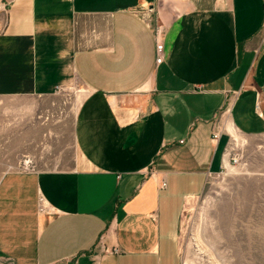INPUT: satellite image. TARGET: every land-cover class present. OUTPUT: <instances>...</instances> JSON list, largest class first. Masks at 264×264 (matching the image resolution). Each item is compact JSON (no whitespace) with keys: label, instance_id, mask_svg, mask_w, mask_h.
<instances>
[{"label":"crops","instance_id":"crops-1","mask_svg":"<svg viewBox=\"0 0 264 264\" xmlns=\"http://www.w3.org/2000/svg\"><path fill=\"white\" fill-rule=\"evenodd\" d=\"M0 3V101H16L0 126L74 76L87 93L67 168L0 169V264H182V215L224 169L229 132L264 135V0Z\"/></svg>","mask_w":264,"mask_h":264},{"label":"rangeland","instance_id":"rangeland-1","mask_svg":"<svg viewBox=\"0 0 264 264\" xmlns=\"http://www.w3.org/2000/svg\"><path fill=\"white\" fill-rule=\"evenodd\" d=\"M84 94L86 89L74 76L43 100L33 120L6 117L9 110L2 109L0 169L67 168L75 153L73 128ZM15 102L2 99L0 105L6 108ZM41 114L48 122L47 137H35ZM229 133L228 152L238 155L240 165L232 167L226 158L224 169L210 176L203 195L186 205L177 235L182 264H264V135Z\"/></svg>","mask_w":264,"mask_h":264},{"label":"built area","instance_id":"built-area-1","mask_svg":"<svg viewBox=\"0 0 264 264\" xmlns=\"http://www.w3.org/2000/svg\"><path fill=\"white\" fill-rule=\"evenodd\" d=\"M5 9H6V5L3 3H0V12L5 11ZM163 33H164V30L162 27H158L156 29V54H157L156 63H157V65H161L164 61V58H165V48H164V44H163ZM57 90H60V88H58ZM224 131H225V127L223 128L222 125H219L216 127V129L212 135V141H213L214 145L219 144V142L222 138V135L224 134ZM228 151H229V149L226 151L225 159L228 158V161L232 167H238L240 165L239 164L240 159H239L238 155L231 156ZM19 169L34 171L32 168L29 169L26 165L20 166ZM162 186L166 187V184L164 183ZM47 211H48V205L46 204L45 200L41 197L40 198V212L43 213V212H47Z\"/></svg>","mask_w":264,"mask_h":264},{"label":"bare ground","instance_id":"bare-ground-1","mask_svg":"<svg viewBox=\"0 0 264 264\" xmlns=\"http://www.w3.org/2000/svg\"><path fill=\"white\" fill-rule=\"evenodd\" d=\"M230 164V163H229ZM228 165V164H227Z\"/></svg>","mask_w":264,"mask_h":264}]
</instances>
